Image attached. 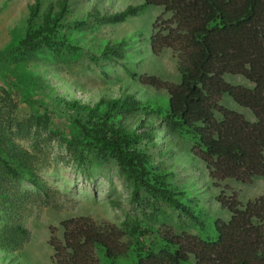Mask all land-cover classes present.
Returning <instances> with one entry per match:
<instances>
[{
  "label": "trees",
  "instance_id": "trees-1",
  "mask_svg": "<svg viewBox=\"0 0 264 264\" xmlns=\"http://www.w3.org/2000/svg\"><path fill=\"white\" fill-rule=\"evenodd\" d=\"M75 1L48 0L44 5V0H35L20 45L29 53L39 44L54 51L61 37L68 40L62 31L71 25L68 15ZM148 6L162 7L171 15L168 20L159 17L164 26L154 32L151 45L155 54L167 48L177 54L180 79L166 82L144 75L139 81L166 90V102L127 91L93 104L66 97L62 102L130 177L133 203L141 204L142 193L148 192L190 218L199 235L154 233L139 221L118 226L81 215L62 221V234L51 228L54 264H264V195L242 202L235 193L227 196L222 191L217 201L229 217H208L204 204L193 205L187 189L168 181L174 172L158 171L149 152L158 141L155 129L178 130L194 139V154L216 183L248 184L264 178V0H145L86 15L99 23L118 24ZM84 23L80 20L75 27ZM123 44L125 40L107 43L103 56L122 57ZM228 75L242 76L249 85L232 84ZM225 96L251 116L227 108ZM129 118L133 123L127 126ZM11 122L12 97L1 90L0 165L19 176L3 147L4 128ZM170 139L176 144L175 137Z\"/></svg>",
  "mask_w": 264,
  "mask_h": 264
},
{
  "label": "rangeland",
  "instance_id": "rangeland-1",
  "mask_svg": "<svg viewBox=\"0 0 264 264\" xmlns=\"http://www.w3.org/2000/svg\"><path fill=\"white\" fill-rule=\"evenodd\" d=\"M144 1L76 0L68 15L71 25L62 31L68 40L61 37L54 51L39 44L29 53L20 44L35 0H0V91L12 97V122L4 128L3 147L20 170L19 176H11L0 165V264H54L51 228L62 234L60 223L81 215L118 226L131 227L139 221L154 233L199 235L190 218L148 192L142 193L141 204L133 203L130 177L62 102L66 97L93 104L125 91L166 102V90L143 85L139 78L179 81L177 54L168 48L155 54L151 45L154 32L164 26L159 17L168 20L171 15L156 6L118 24L99 23L86 15L90 10L117 11ZM80 20L85 23L75 27ZM123 40L122 57L103 56L107 43ZM227 79L249 85L242 76ZM223 104L251 116L229 96ZM7 118L4 125L10 123ZM125 123L130 126L133 120ZM155 130L157 144L149 146L155 167L174 172L168 181L187 189L193 205L204 204L208 217H229L217 201L222 191L227 196L235 193L242 202L264 195V178L248 184L236 180L218 184L194 154L193 138L178 130Z\"/></svg>",
  "mask_w": 264,
  "mask_h": 264
}]
</instances>
